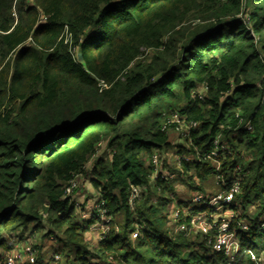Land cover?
<instances>
[{
    "label": "trees",
    "instance_id": "trees-1",
    "mask_svg": "<svg viewBox=\"0 0 264 264\" xmlns=\"http://www.w3.org/2000/svg\"><path fill=\"white\" fill-rule=\"evenodd\" d=\"M175 113L198 124L190 146L172 142ZM218 137L230 153L152 179L154 154H205ZM238 167L232 210L250 230L232 223L237 264H255L245 251L264 260V0H0V264L39 230L68 264H226L200 234L173 232L169 214L204 211L179 186L207 193ZM81 175L113 219L94 247V220L65 196Z\"/></svg>",
    "mask_w": 264,
    "mask_h": 264
},
{
    "label": "built area",
    "instance_id": "built-area-1",
    "mask_svg": "<svg viewBox=\"0 0 264 264\" xmlns=\"http://www.w3.org/2000/svg\"><path fill=\"white\" fill-rule=\"evenodd\" d=\"M69 38L66 42H69ZM72 53L77 55V49H74ZM202 98H203V88ZM169 124L176 125L174 134H178L181 141H190V132L192 128H197L198 124L190 122L187 124L185 119L182 118L179 113H175ZM248 129H251L250 127ZM189 143V142H188ZM213 150L211 152L201 154H179V153H167L163 156L160 153H156L151 158L153 166V180L162 179L169 180L176 175L172 173V167L177 171L182 172L185 163L193 164L200 160H212L221 155L230 153L228 145L222 143L220 137L216 138L213 142ZM171 160V161H170ZM221 165L217 164L216 169L220 170ZM242 169L238 167L234 170L232 181L228 182L221 173L215 175L216 188L211 193H198L196 192L190 199L189 209L193 207L204 208V211L198 214H190L187 210L184 213L180 209L174 207L170 211L169 219L171 230L175 233L178 232H191L200 234L207 242V245L217 253H223L227 258L226 264H237L242 253V244L237 236L236 230L232 229V223L237 224L238 227L244 231L250 230V226L246 223H242L237 219V213L232 210L236 197L241 193V175ZM180 176L178 173H176ZM83 179V175L75 177L70 181L65 189L66 198L71 199V204L74 206L76 214L84 222L93 221L94 223L90 227L89 234L97 233L98 241L101 243L106 240L108 234L111 231L112 217L109 214V210L106 207V202L100 197L93 200H83L78 198L79 181ZM143 188L133 187L131 191L130 204L134 206L141 198ZM189 223L187 224V220ZM119 233V227H116ZM139 230H135L131 237L135 241L139 238ZM15 245L11 250L2 254L3 264H38L39 250L36 248V243L32 240H27L24 245L19 240H14ZM49 243L55 245L56 239L54 236L49 237ZM250 254L252 261L255 264H264V260L256 256L252 251H245ZM60 254L53 253L46 264H59L61 261ZM112 260V258H111Z\"/></svg>",
    "mask_w": 264,
    "mask_h": 264
},
{
    "label": "rangeland",
    "instance_id": "rangeland-1",
    "mask_svg": "<svg viewBox=\"0 0 264 264\" xmlns=\"http://www.w3.org/2000/svg\"><path fill=\"white\" fill-rule=\"evenodd\" d=\"M75 56L76 58H78L75 53ZM172 137V142H174L175 144V148L177 149V146L182 143L183 141H181V139L179 138V135L178 134H172L171 135ZM106 144H103L101 149L103 147H105ZM103 150L100 151V153L102 154ZM173 152V150L171 151ZM211 182H214V178H211L210 179ZM84 184V183H83ZM79 187L80 186H83L82 185V180L79 181ZM91 190V188H90ZM214 192V191H212ZM196 192H190V191H187L185 188H183L182 186H179V199L182 200V201H188L191 199V197L193 196V194H195ZM207 193H211V191L209 190ZM91 197V196H90ZM178 198H176L175 200L178 201L179 200ZM89 200V199H88ZM172 206H175L174 204H172ZM171 206V207H172ZM170 207V208H171ZM174 208L172 207V210ZM169 212V210H168ZM83 221V219H82ZM28 237L27 240H32L33 242H35L36 244H38L40 246V252H39V261H38V264H46V261L47 259H49L51 256H53V253L55 252V250L57 249V246L55 245H51V243H49V237L47 236V233L43 232L42 230H39L38 232L34 233V234H31V233H28V235L26 236V238ZM25 238V239H26ZM88 238H89V243L88 245L90 247H94L95 245H98L100 244V242L98 241V236H97V233H93V234H88ZM26 240V241H27ZM24 241L23 242V245L24 243L26 242ZM60 247H63V245L60 243L59 245ZM59 248V247H58ZM59 264H68L67 262H65V260H61ZM79 264V263H78Z\"/></svg>",
    "mask_w": 264,
    "mask_h": 264
},
{
    "label": "crops",
    "instance_id": "crops-1",
    "mask_svg": "<svg viewBox=\"0 0 264 264\" xmlns=\"http://www.w3.org/2000/svg\"><path fill=\"white\" fill-rule=\"evenodd\" d=\"M83 181V179H82ZM82 188L81 190L78 192V198L80 199H90V192H88V187H89V184H82ZM214 190V189H213Z\"/></svg>",
    "mask_w": 264,
    "mask_h": 264
}]
</instances>
